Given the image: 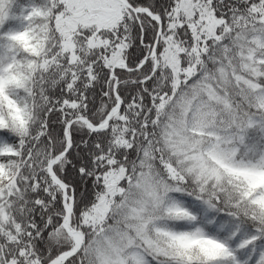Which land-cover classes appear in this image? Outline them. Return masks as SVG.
Returning a JSON list of instances; mask_svg holds the SVG:
<instances>
[{"label": "snow or ice", "instance_id": "1", "mask_svg": "<svg viewBox=\"0 0 264 264\" xmlns=\"http://www.w3.org/2000/svg\"><path fill=\"white\" fill-rule=\"evenodd\" d=\"M0 264H264V0H0Z\"/></svg>", "mask_w": 264, "mask_h": 264}]
</instances>
